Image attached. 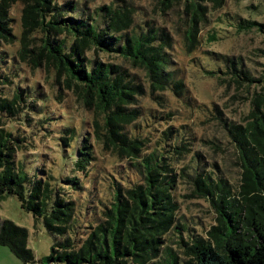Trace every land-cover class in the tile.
I'll return each mask as SVG.
<instances>
[{
	"label": "trees",
	"instance_id": "16d2710c",
	"mask_svg": "<svg viewBox=\"0 0 264 264\" xmlns=\"http://www.w3.org/2000/svg\"><path fill=\"white\" fill-rule=\"evenodd\" d=\"M203 2L157 0L162 13L181 6L188 53L210 21ZM144 11L127 0H0V198L16 196L34 223L58 237L39 264H264V46L248 64L238 53H213L224 69L207 72L225 96L223 109L215 103L209 111V154L167 104L165 92L185 99L187 91L172 68L169 29ZM263 14L264 7L238 13L230 23L264 42ZM15 39L14 52L1 48ZM19 61L51 72L59 91L92 111L90 134L79 136L65 109L45 110L46 100L21 80ZM147 90L161 109L139 102ZM58 115L61 132L49 139L59 147L55 175L36 164L48 153L41 135L25 132L46 129ZM89 135L119 164L101 169ZM191 206L206 213H188ZM27 239L25 227L0 222V244L33 262Z\"/></svg>",
	"mask_w": 264,
	"mask_h": 264
},
{
	"label": "rangeland",
	"instance_id": "374dc122",
	"mask_svg": "<svg viewBox=\"0 0 264 264\" xmlns=\"http://www.w3.org/2000/svg\"><path fill=\"white\" fill-rule=\"evenodd\" d=\"M108 2V0H96ZM133 5L140 13H144L147 10L149 18L154 19L157 24L166 26L172 36L171 53L174 57V64L172 68H179V76L182 79L187 93L185 99L183 97H177L171 91L164 93L167 98V104L173 109L174 116L188 124L192 128L197 138H202L199 143L201 148L206 150L209 154L205 142L207 134L210 132L209 119L211 117L210 112L215 103H218L220 109H223L220 99L225 94H222L223 86L215 75H210L207 71L224 69V63L219 56L213 55L217 53L219 55L241 54L244 63H251L250 58L257 59L254 53L256 48L264 46L262 37L255 33H247L238 35L235 28L230 23V17L235 14H242L245 17L249 16V12L256 9V12H260L264 6L259 5V0H222L219 4L215 0H205V4L210 9V21L203 26L199 35V43L197 48L188 53L182 45V37L179 33L180 27L183 26L182 19L184 14L182 13L181 6H176L177 9L167 10L164 13L158 10L157 0H127ZM252 1L254 6L257 7H244L246 4ZM223 4V5H222ZM21 4L15 3L11 16H13L16 25L13 29V33L18 35L19 33V17H20ZM264 19V14L262 15ZM211 31L215 32L218 37L213 41L208 40ZM4 50L15 51L18 48V39H15L13 44H7L1 47ZM255 49V50H254ZM111 59V57H107ZM9 65L11 62L9 61ZM22 70L21 76H24L21 80H25V83L35 88L39 96V101L42 98L46 100L45 110L51 111L53 115H57L58 111L65 109L69 116L73 118L72 125L77 128L78 135L80 136L85 130L90 134V124L92 119V111L84 108L79 103L71 91L62 88L59 91V86L54 82L51 72H45L43 68H30L24 63H17ZM142 79V72H136ZM218 75V74H216ZM219 76V75H218ZM221 77L224 75L220 74ZM146 93L139 98V102L145 106H151L152 108L161 109L159 105H156L151 96ZM226 98H223L225 100ZM62 121H64L60 115L51 121L50 125H46V129L35 127L32 125L26 130V135L36 132L37 136L41 135V143L47 146L48 153L44 155L43 161H38V167L45 165L46 169L49 168V172L57 175L59 172L60 159L58 156L59 147L55 142L49 140L51 137L56 136L61 132ZM36 122V121H35ZM153 125V123H151ZM162 126V125H161ZM83 128V129H82ZM155 128H160V125H156ZM50 136V137H49ZM90 143L93 148L94 162L101 168L114 167L115 164H119L116 157L112 156L101 149V145L89 135ZM63 174H70L67 170L61 171ZM102 191V188L100 189ZM101 191L99 196H102ZM191 206L188 209V213L197 214L203 216L206 212V207L199 206V208ZM211 217L210 214H206L204 218L207 220ZM9 220L13 223L25 227L28 230L27 247L31 248L35 257L33 262H24L20 258L16 257L12 251L6 245L0 244V264H39L38 259L41 256L47 254L50 250L51 244L54 242L56 235L49 233L42 221L34 223L33 217L30 212L25 211L20 206V201L16 196L11 194H5L0 198V222L3 220Z\"/></svg>",
	"mask_w": 264,
	"mask_h": 264
}]
</instances>
